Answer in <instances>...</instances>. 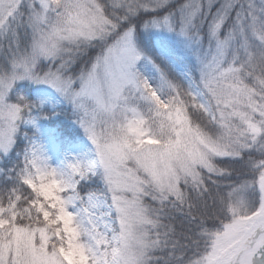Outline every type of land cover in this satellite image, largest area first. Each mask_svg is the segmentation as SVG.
Wrapping results in <instances>:
<instances>
[{"label":"snow or ice","instance_id":"obj_1","mask_svg":"<svg viewBox=\"0 0 264 264\" xmlns=\"http://www.w3.org/2000/svg\"><path fill=\"white\" fill-rule=\"evenodd\" d=\"M0 264H264V0H0Z\"/></svg>","mask_w":264,"mask_h":264}]
</instances>
